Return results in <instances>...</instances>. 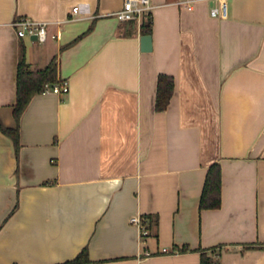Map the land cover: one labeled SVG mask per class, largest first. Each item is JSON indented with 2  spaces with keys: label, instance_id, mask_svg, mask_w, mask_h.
<instances>
[{
  "label": "crops",
  "instance_id": "obj_1",
  "mask_svg": "<svg viewBox=\"0 0 264 264\" xmlns=\"http://www.w3.org/2000/svg\"><path fill=\"white\" fill-rule=\"evenodd\" d=\"M123 1L0 0V264L85 247L87 264H264V0H225L226 17L150 0L149 52ZM21 17L47 22V41L20 37ZM21 50L70 91L31 98L17 153L1 124L17 127ZM161 74L174 91L158 111ZM214 163L221 206L201 209Z\"/></svg>",
  "mask_w": 264,
  "mask_h": 264
},
{
  "label": "trees",
  "instance_id": "obj_2",
  "mask_svg": "<svg viewBox=\"0 0 264 264\" xmlns=\"http://www.w3.org/2000/svg\"><path fill=\"white\" fill-rule=\"evenodd\" d=\"M142 32L152 34V15L147 13L142 18ZM92 29V28H91ZM90 29V30H91ZM56 83V68L49 65L45 69L31 71L24 61V51L21 50L18 66V97L14 106L17 120L16 128H6L1 124L2 131L11 136L17 153L20 149L19 121L31 98L42 92L47 84ZM174 91V80L171 76L161 74L158 79L156 109L163 111L167 108ZM221 206V167L214 163L208 169L203 192L200 200L201 209H215ZM183 247L181 251L185 252ZM88 248L85 247L74 259L58 264H87L89 263ZM201 264H221L217 259L202 253Z\"/></svg>",
  "mask_w": 264,
  "mask_h": 264
},
{
  "label": "built area",
  "instance_id": "obj_3",
  "mask_svg": "<svg viewBox=\"0 0 264 264\" xmlns=\"http://www.w3.org/2000/svg\"><path fill=\"white\" fill-rule=\"evenodd\" d=\"M198 1H207L212 3L210 13L213 17L227 16V3L225 0H184L189 10ZM150 0H124L122 8L116 13V17L121 21L142 20L143 15L150 13ZM79 7H73V13L77 14ZM17 28V33L20 37L37 36V41L44 43L49 37L48 23L37 21L27 17H21L13 23ZM70 87L67 81H59L54 84H47L44 92H52L58 95L67 94ZM130 222L137 225L141 229V237H146L148 232L142 226L141 218L138 216L131 217Z\"/></svg>",
  "mask_w": 264,
  "mask_h": 264
},
{
  "label": "water",
  "instance_id": "obj_4",
  "mask_svg": "<svg viewBox=\"0 0 264 264\" xmlns=\"http://www.w3.org/2000/svg\"><path fill=\"white\" fill-rule=\"evenodd\" d=\"M31 38L33 40H37L36 35L32 36ZM140 41H141L142 51L149 52L152 50L153 47H152V36L151 35H148V34L142 35L140 38Z\"/></svg>",
  "mask_w": 264,
  "mask_h": 264
}]
</instances>
